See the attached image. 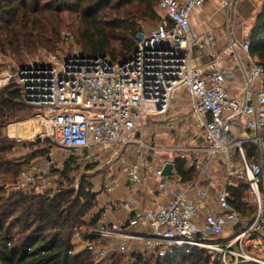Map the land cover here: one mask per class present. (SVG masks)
I'll use <instances>...</instances> for the list:
<instances>
[{
    "label": "built area",
    "instance_id": "2783aa9c",
    "mask_svg": "<svg viewBox=\"0 0 264 264\" xmlns=\"http://www.w3.org/2000/svg\"><path fill=\"white\" fill-rule=\"evenodd\" d=\"M205 2L158 0L159 19L138 28L122 61L73 49L14 63L0 50V89L21 88L37 134L106 170L92 190L97 210L72 236L94 263L159 264L198 248L208 264H264V65L249 56L248 40L229 43L249 56L245 68L236 54V72L203 41L190 14ZM149 121L169 131L147 133ZM50 163L23 171L15 188L38 192L30 173Z\"/></svg>",
    "mask_w": 264,
    "mask_h": 264
},
{
    "label": "trees",
    "instance_id": "16d2710c",
    "mask_svg": "<svg viewBox=\"0 0 264 264\" xmlns=\"http://www.w3.org/2000/svg\"><path fill=\"white\" fill-rule=\"evenodd\" d=\"M157 1L0 0V50L6 54L9 49L22 63L38 48L55 50L68 30L83 54L107 55L112 61H122L132 51L141 21L159 19ZM248 42L249 54L264 65V9L257 16ZM22 110L34 115L24 103L21 88L13 82L1 88L0 127L9 119H20L17 113ZM13 146V140L0 136V171H10L15 177L24 162L6 158ZM248 152L249 156L253 154L252 150ZM184 168L182 162L175 163L177 172L185 176ZM84 181H80L73 198L64 192L53 198L16 192L6 198L0 204V264H123L122 256L94 263L84 249H74V229L84 223L83 216L94 198L85 190L90 182ZM159 264L208 263L205 250L193 248L188 253L174 251Z\"/></svg>",
    "mask_w": 264,
    "mask_h": 264
},
{
    "label": "rangeland",
    "instance_id": "374dc122",
    "mask_svg": "<svg viewBox=\"0 0 264 264\" xmlns=\"http://www.w3.org/2000/svg\"><path fill=\"white\" fill-rule=\"evenodd\" d=\"M156 20H145L141 21L140 27H148L151 26ZM139 27V28H140ZM67 31V32H66ZM63 33L62 40L59 41L55 50L51 49V53L63 54L66 51H71L73 49H79V47L75 44V37L71 31L66 30ZM134 38V37H133ZM45 49L38 48L34 53L24 58L28 60L32 57H35L40 54V52ZM7 55L11 57V60L14 63H17L14 54L7 49ZM24 56V55H23ZM184 99V97H183ZM187 100V98H186ZM18 118H12L7 120L4 126L0 127V136H6L7 138L14 141V146L11 148L10 152L7 153L6 158L11 162H24L23 165L19 168L18 175L12 177L11 172L6 171L3 173V170L0 171V204L5 202L4 200L8 198L10 195L16 192H22L26 194L33 195H41L47 198H53L59 192H64L71 194V198L75 197L76 192L79 188V183L81 180H85L84 182H90V186H86L85 190L93 193L92 190L97 188L98 185L103 183L100 175H102L106 170L102 172H96L95 167H91L90 165H83V161L81 160V154H73L69 150L60 149L54 145V143L43 137H40L38 132V125L34 122V125L37 126L36 130L29 135L26 136H14L11 133V126L14 124H18V122H24L29 120L32 116L28 115L26 110L19 111L17 113ZM13 123V124H12ZM11 124V125H10ZM10 125V126H9ZM9 126V135L7 133V129ZM144 130L147 133H155L162 131H169V128L166 126L165 122H153L149 121L145 126ZM12 136V137H11ZM133 147V146H131ZM132 152H125L124 157L126 159L133 158V155L130 154ZM72 156V159L69 158ZM49 157V159L47 158ZM46 161H50V170L45 174H32V180L37 187L38 192H35L31 189V186H24L18 189L15 188V185L22 177L23 171H26L29 167H44ZM65 164L67 166L65 167ZM115 166L123 168V164L120 161L115 162ZM64 170V172H63ZM26 173V172H25ZM103 197V196H102ZM139 194L136 193L134 198H138ZM98 197L94 193V198L92 200V207L83 217L85 218L84 223L81 225L83 228L89 220L88 213L95 212L98 208V202L95 203V200ZM101 197L99 196V199ZM150 200L151 198L148 197ZM147 196L146 200L148 201ZM145 200V202H146ZM117 216H123L121 209L116 210ZM75 251L83 250L81 246L75 245L71 240Z\"/></svg>",
    "mask_w": 264,
    "mask_h": 264
},
{
    "label": "crops",
    "instance_id": "0c3cea01",
    "mask_svg": "<svg viewBox=\"0 0 264 264\" xmlns=\"http://www.w3.org/2000/svg\"><path fill=\"white\" fill-rule=\"evenodd\" d=\"M262 9H264V0H206L201 7L192 10L190 26L198 35L203 36L204 42L210 37L212 50L236 72V54L245 68L251 55L248 56V53L240 48L234 52L229 43L234 41L241 44L248 40L250 31ZM251 58L257 59L254 56ZM241 85L236 75L232 86L239 88ZM148 197L151 198L150 195H147V199ZM151 201L148 199L142 205H149Z\"/></svg>",
    "mask_w": 264,
    "mask_h": 264
},
{
    "label": "bare ground",
    "instance_id": "6f19581e",
    "mask_svg": "<svg viewBox=\"0 0 264 264\" xmlns=\"http://www.w3.org/2000/svg\"><path fill=\"white\" fill-rule=\"evenodd\" d=\"M36 127L37 126L34 125L33 119H29L12 125L10 130L14 136H26L32 134L36 130Z\"/></svg>",
    "mask_w": 264,
    "mask_h": 264
},
{
    "label": "water",
    "instance_id": "95a60500",
    "mask_svg": "<svg viewBox=\"0 0 264 264\" xmlns=\"http://www.w3.org/2000/svg\"><path fill=\"white\" fill-rule=\"evenodd\" d=\"M49 159V157H47ZM172 169V164L171 163H166L163 167V173L164 174H169Z\"/></svg>",
    "mask_w": 264,
    "mask_h": 264
}]
</instances>
